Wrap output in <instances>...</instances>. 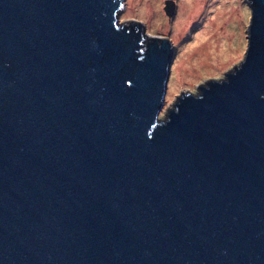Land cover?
I'll return each mask as SVG.
<instances>
[{"label":"water","instance_id":"95a60500","mask_svg":"<svg viewBox=\"0 0 264 264\" xmlns=\"http://www.w3.org/2000/svg\"><path fill=\"white\" fill-rule=\"evenodd\" d=\"M123 1L0 0V264H264V0L165 115L177 44Z\"/></svg>","mask_w":264,"mask_h":264},{"label":"rangeland","instance_id":"374dc122","mask_svg":"<svg viewBox=\"0 0 264 264\" xmlns=\"http://www.w3.org/2000/svg\"><path fill=\"white\" fill-rule=\"evenodd\" d=\"M119 20L139 19L150 33L173 37L177 47L160 114L182 91L223 76L247 46L248 0H177L169 17L164 0H124Z\"/></svg>","mask_w":264,"mask_h":264},{"label":"flooded vegetation","instance_id":"af4514ba","mask_svg":"<svg viewBox=\"0 0 264 264\" xmlns=\"http://www.w3.org/2000/svg\"><path fill=\"white\" fill-rule=\"evenodd\" d=\"M164 2H165V0H164ZM174 2H175V10H174V13H175V11H176V6H177V0H174ZM164 8V7H163Z\"/></svg>","mask_w":264,"mask_h":264}]
</instances>
